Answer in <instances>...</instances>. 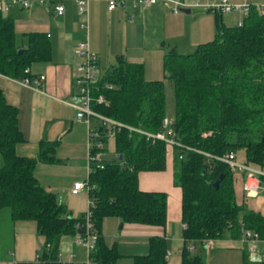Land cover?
<instances>
[{"label": "trees", "instance_id": "16d2710c", "mask_svg": "<svg viewBox=\"0 0 264 264\" xmlns=\"http://www.w3.org/2000/svg\"><path fill=\"white\" fill-rule=\"evenodd\" d=\"M21 36L18 39L12 16L0 11V73L21 77L32 61L49 57L44 34L24 32ZM162 65L164 76L174 86L175 117L170 127L179 142L174 145L173 182L181 188V218L186 223L182 264L196 260L186 257L189 240L204 245L227 229L238 235L242 226L264 239V214L238 202L228 164L214 157L242 150L243 161L264 165V14L252 7L241 24L219 20L212 39L185 53L171 48L164 53ZM93 89L105 101H94L92 107L120 125H91L102 145L112 139L116 155L102 157V167L90 166L89 208L96 238L88 257L94 264H114L121 253L116 244L105 240L104 217H119L120 223H166V192L138 186L139 171L165 168L166 141L148 136L164 130V82L145 78L142 63L121 57L102 69ZM22 138L18 109L6 101L0 88V211L7 208L11 220L34 219L45 236V246L35 261L16 264H73L59 259V241L65 234L85 233V213L71 216L34 174L37 160H54L53 142L41 141L34 158L15 151ZM220 173L223 176L215 187ZM167 250L166 237L153 234L147 251L133 255V264H167ZM240 264H264V259H252L245 252Z\"/></svg>", "mask_w": 264, "mask_h": 264}, {"label": "crops", "instance_id": "0c3cea01", "mask_svg": "<svg viewBox=\"0 0 264 264\" xmlns=\"http://www.w3.org/2000/svg\"><path fill=\"white\" fill-rule=\"evenodd\" d=\"M248 1L264 3V0ZM64 7L59 14L49 3H35L31 7L16 6L7 13L14 20L18 39L24 32H40L49 42L50 54L47 59L34 60L26 66L30 76L44 75L39 83L23 84L22 76L0 73V88L6 101L18 109V125L23 138L16 142L15 151L37 158L40 142H53L54 160H37L34 174L42 186L57 195L71 216L78 217L88 210L90 197L87 189L72 192V187L76 181L86 179L90 171L92 119L89 124L76 119V109L69 103L77 96L76 64L82 60L74 53L76 43L88 38L90 48L98 56L99 67L115 64L122 57L129 62L142 63L145 78L156 79L164 76L165 52L171 48L180 53L189 52L187 49H194L215 36L217 21L238 24L243 15L238 11L218 14L200 8L193 12V7H189L190 12H174L167 2L133 5L129 0L111 10L106 0H90L85 13L77 10L75 0H64ZM232 174L235 189L241 190L236 191L238 202L264 214V191L245 197L243 174ZM172 175L173 156H167V151L164 169L138 172L140 189L167 194L164 226L120 223L119 217H104L105 240L109 245L116 244L121 253L114 264H133V255L147 251L148 238L153 234H162L167 239V264H182L181 250L185 240L181 188L174 185ZM74 236L60 237L59 259L73 264H94L89 260L86 245L78 243ZM186 244H194L186 255L196 259L190 264H240L245 252L250 256L256 253L264 259V239L248 240L242 230L233 235L231 229H227L221 237L209 239L204 245L192 240ZM44 246L45 236L37 230L34 219L11 220L8 216V222L0 229V264L35 261Z\"/></svg>", "mask_w": 264, "mask_h": 264}, {"label": "built area", "instance_id": "2783aa9c", "mask_svg": "<svg viewBox=\"0 0 264 264\" xmlns=\"http://www.w3.org/2000/svg\"><path fill=\"white\" fill-rule=\"evenodd\" d=\"M90 0H75L77 10L81 13L87 12L88 4ZM128 0H106L107 8L109 10L116 6L125 3ZM133 5H150L157 2H167L170 5L172 11L177 12L181 7H196L206 11H213L218 14H225L232 11H238L243 16L246 15L249 10L254 7L260 14H264V3L252 4L248 0L242 2H232L231 0H193L192 2H186L184 0H129ZM35 3L46 4L49 3L52 6V10L56 13H63L64 0H0V11L7 14L14 7H31ZM242 23V18L238 21V24ZM74 53L76 56H80L82 60L77 62L76 70L77 76L75 82L78 87V92L75 100L69 101V103L76 109L75 117L78 120H83L90 123L91 119L96 118L98 123L115 127L120 123L98 111L92 107L94 101L104 102L105 98L102 94L94 95L93 87L96 81L102 74L101 67L98 64L97 54L90 48L88 38L80 39L75 47ZM29 67L24 68V75L21 78L23 84H30L31 82L39 83L44 75L41 74L38 77H32L29 75ZM164 130L157 133H148V136L164 139L167 145H178L179 142L175 139L172 128L170 127V120L165 116L162 120ZM89 161L90 166L95 163L96 165L103 166L102 163V141L99 139V132L89 127ZM218 160H221L228 164L232 173L243 174L242 187L245 192V196L253 197L258 195L261 191H264V165L256 166L247 163L243 160H239L235 151L230 150L222 155H214ZM88 178L78 180L72 187V192H77L80 189H89ZM92 201L90 200V203ZM85 227L84 234L76 233L74 238L78 243L86 245L88 251L93 248L94 240L96 238L95 232L92 230V222L90 219V208L85 212ZM183 227H186V223L183 222ZM242 232L244 237L248 240H256L259 238L257 231L242 226ZM189 250L194 248V244L187 246ZM88 264V263H86Z\"/></svg>", "mask_w": 264, "mask_h": 264}, {"label": "rangeland", "instance_id": "374dc122", "mask_svg": "<svg viewBox=\"0 0 264 264\" xmlns=\"http://www.w3.org/2000/svg\"><path fill=\"white\" fill-rule=\"evenodd\" d=\"M196 7H193L192 10L193 12L198 11ZM179 50H185V49H179ZM192 51L193 49H187ZM186 52V51H183ZM188 52V51H187ZM103 68L101 67V70ZM161 79H163L164 82V93H165V109H166V117L172 122L175 117V96H174V86L172 84V81L165 77L161 76ZM98 123V120L96 118H93L91 121L92 126H96ZM103 148H102V157L103 158H112L115 156L114 148H113V141L110 139L108 142L103 143ZM171 147H167V156L170 154V156H174V150L175 147L170 145ZM236 156L239 160L244 159V152L242 150H238L236 153ZM174 158V157H173ZM174 163V161H173ZM173 172H174V164H173ZM173 176V175H172ZM174 183V182H173ZM176 185V184H174ZM178 186V185H176ZM236 191H241L239 189H235ZM8 222V209L4 208L0 211V229L1 226L6 224Z\"/></svg>", "mask_w": 264, "mask_h": 264}, {"label": "water", "instance_id": "95a60500", "mask_svg": "<svg viewBox=\"0 0 264 264\" xmlns=\"http://www.w3.org/2000/svg\"><path fill=\"white\" fill-rule=\"evenodd\" d=\"M180 10H181V11H184V12H190V11H191V9H190L189 7H181ZM118 157H119V159H122V154L120 153V154L118 155ZM222 176H223V174L220 173L219 176L217 177V179L214 181L213 184H214L215 187L218 186L219 180H220V178H221ZM251 258H252V259H254V258H256V259H260L259 255H257L256 253H251Z\"/></svg>", "mask_w": 264, "mask_h": 264}]
</instances>
